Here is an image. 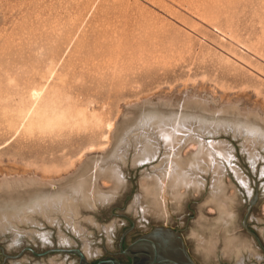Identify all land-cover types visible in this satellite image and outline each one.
I'll use <instances>...</instances> for the list:
<instances>
[{"label":"rangeland","instance_id":"obj_1","mask_svg":"<svg viewBox=\"0 0 264 264\" xmlns=\"http://www.w3.org/2000/svg\"><path fill=\"white\" fill-rule=\"evenodd\" d=\"M180 122L195 183L160 206L157 129ZM200 143L228 152L218 179ZM257 183L264 243V0H0V264L94 263L144 226L184 230L202 264H264Z\"/></svg>","mask_w":264,"mask_h":264},{"label":"water","instance_id":"obj_2","mask_svg":"<svg viewBox=\"0 0 264 264\" xmlns=\"http://www.w3.org/2000/svg\"><path fill=\"white\" fill-rule=\"evenodd\" d=\"M259 196L258 183L256 188V194L253 196L248 204L247 214L244 219V227L246 232L253 238L257 243L258 247L264 253V244L261 238L252 231L247 225V219L249 218L251 208L255 204ZM125 235V234H124ZM124 235L121 237L120 247L121 253L129 255L131 258L140 257L142 259L141 263L138 264H180L175 260L180 255L179 246L177 239L181 240L179 237V232L172 230L167 227H149L144 226L142 236L136 239L127 250L122 249V242ZM179 237V238H178ZM138 246V249L136 248ZM31 252L35 257L42 258L50 254H64V255H75L78 257V264H94L90 262L86 253L81 247H69V246H56L50 247L45 251H36L32 247H24L17 255H5V260H19L25 252ZM4 253V250L2 249ZM135 252V253H133ZM137 252V253H136ZM188 263L195 264L193 260L188 256L187 252L184 250ZM144 256L148 259L145 261ZM96 264H122L118 260L114 259H102Z\"/></svg>","mask_w":264,"mask_h":264},{"label":"bare ground","instance_id":"obj_3","mask_svg":"<svg viewBox=\"0 0 264 264\" xmlns=\"http://www.w3.org/2000/svg\"><path fill=\"white\" fill-rule=\"evenodd\" d=\"M169 125L170 126L168 127H159L157 129V132L161 136L164 142V145L166 147L171 148L172 159H170L171 161L169 162L168 167L166 168L167 172L165 171L166 174H164V178L157 179V182L153 183L151 188L149 187L145 188V191L153 196L154 198L153 202H155L156 204L160 206L163 203H165L166 192L168 188H172L173 191L175 190V192L177 193L176 190L185 189L192 183H195L192 173L190 172L191 170L190 168L192 165L184 164L185 162L184 163L182 162V159H180V157L178 156L179 154L177 153V149H178L177 146L181 142V139H179L178 134L181 130L185 128V125L182 122L178 124H173V125L169 124ZM199 147H200V150L197 153V157L195 161L197 162L199 167L201 166L211 167L214 173L217 175V179H218V176L221 177L220 175L222 173L221 171L223 169L222 168L223 166H222V163L219 161L220 159L217 158V156H219L220 158L221 157L226 158L228 156V152L226 151L225 148L215 145L213 143H210V144L200 143ZM107 174L112 180H115V181L119 180L118 178L119 173L116 170L110 169V171L108 170L106 175ZM85 181H87V179ZM85 181L79 182L78 186L80 187L81 190L78 191L77 189L78 193L79 192L82 194L84 193V187L86 185ZM136 248L138 249V246ZM147 259L148 258L144 256V260L146 261Z\"/></svg>","mask_w":264,"mask_h":264},{"label":"flooded vegetation","instance_id":"obj_4","mask_svg":"<svg viewBox=\"0 0 264 264\" xmlns=\"http://www.w3.org/2000/svg\"><path fill=\"white\" fill-rule=\"evenodd\" d=\"M175 231H178L179 232V237H181L182 241L177 239V242H178V246H179V251H180V255L175 258V260L177 262H179L180 264H189L188 263V259H187V256L184 252V250L187 252L188 256L193 260V262L195 264H202L200 261L196 260L195 257L193 256L192 254V251H191V247L188 245L187 243V240H186V237L184 236L183 232L184 230H175ZM178 237V238H179ZM135 241V240H134ZM132 241V243L134 242ZM120 242H121V239L119 240V243H118V246H117V252L112 254V255H109L107 257H104L102 259H114V260H118L120 261L122 264H138V263H141L142 259L140 257H135L134 259L131 258L129 255H126V254H122L121 253V247H120ZM263 242V241H262ZM131 243V244H132ZM256 243V242H255ZM130 244V245H131ZM257 244V243H256ZM264 244V243H263ZM130 245H126L125 244V240L123 239V242H122V249L124 250H127L129 248ZM260 249V248H259ZM261 250V249H260ZM135 253V252H133ZM137 253V252H136ZM121 257H126L127 260L126 261H123L121 259ZM102 259H98L97 261L94 262V264L98 263L99 260H102Z\"/></svg>","mask_w":264,"mask_h":264}]
</instances>
